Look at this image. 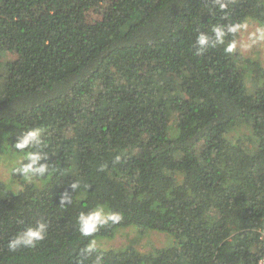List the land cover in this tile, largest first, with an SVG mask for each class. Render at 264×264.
<instances>
[{
  "label": "trees",
  "instance_id": "1",
  "mask_svg": "<svg viewBox=\"0 0 264 264\" xmlns=\"http://www.w3.org/2000/svg\"><path fill=\"white\" fill-rule=\"evenodd\" d=\"M248 17L264 20V0L223 10L215 0H0V153L20 152L18 135L35 127L48 154L42 185L0 181V264H259L264 69L248 60L246 76L224 46H195L200 32ZM97 204L122 219L83 237L77 217ZM41 219L43 241L9 250ZM132 224L177 244L82 252Z\"/></svg>",
  "mask_w": 264,
  "mask_h": 264
},
{
  "label": "clouds",
  "instance_id": "2",
  "mask_svg": "<svg viewBox=\"0 0 264 264\" xmlns=\"http://www.w3.org/2000/svg\"><path fill=\"white\" fill-rule=\"evenodd\" d=\"M215 4L219 9L223 10L228 7V0H215ZM248 27L246 22H234L231 24H215L212 26L211 33L200 32L197 35L195 46L198 52H203L208 47L224 46L226 53H233L237 47V41L231 40L225 44L226 37L235 36L237 33L246 30ZM250 41L255 44L264 41V24L259 25L249 36ZM43 143L41 132L38 128H29L18 135V139L14 147L23 153L19 166L13 171L23 177L26 181L33 177H42L48 172V163H46L47 153L38 150ZM81 185L73 182V189L80 188ZM61 203H71L70 195L67 193L61 197ZM122 215L118 212L111 211L103 204H97L88 211H81L77 217L78 229L83 237H93L101 227L112 223L120 222ZM48 224L41 219L35 225H29L19 231L8 242V248L15 251L19 248H34L39 242L43 241L47 235ZM96 247V240L90 239L82 249V252L91 254ZM102 257L97 255L95 264H101Z\"/></svg>",
  "mask_w": 264,
  "mask_h": 264
},
{
  "label": "rangeland",
  "instance_id": "3",
  "mask_svg": "<svg viewBox=\"0 0 264 264\" xmlns=\"http://www.w3.org/2000/svg\"><path fill=\"white\" fill-rule=\"evenodd\" d=\"M104 9L105 2H100L92 6L87 11L88 19L91 21L99 19ZM244 22L247 23L248 27L246 30L239 32L236 39L237 47L233 55L238 59V64L241 69L243 68L246 76H249L251 73V62L248 60L259 62L264 69V41L253 44L249 39L250 34L259 25L264 24V20L248 17ZM3 57L4 59L9 58L10 60L16 59L13 53L4 54ZM246 80L249 81V78L246 77ZM250 92H255L254 87L250 86ZM7 150L6 148L0 153V181L4 182L14 191L21 189L23 186L20 187L19 185L22 183H35L34 180L39 178L38 176L27 181L24 178L14 179L13 169L19 166V161L22 159L23 153L16 152L12 149ZM87 192V187H81L77 191V197L84 199ZM94 239L96 240V248L99 249L120 251L133 247L144 254H155L159 249L177 244L174 236L168 232L155 229H142L139 225L135 224L117 227L112 236H97Z\"/></svg>",
  "mask_w": 264,
  "mask_h": 264
},
{
  "label": "built area",
  "instance_id": "4",
  "mask_svg": "<svg viewBox=\"0 0 264 264\" xmlns=\"http://www.w3.org/2000/svg\"><path fill=\"white\" fill-rule=\"evenodd\" d=\"M261 239H264V229L261 231ZM259 264H264V254L260 258Z\"/></svg>",
  "mask_w": 264,
  "mask_h": 264
}]
</instances>
